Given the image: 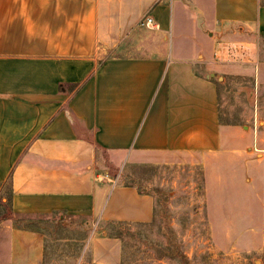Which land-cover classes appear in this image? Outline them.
<instances>
[{"label":"crops","instance_id":"crops-1","mask_svg":"<svg viewBox=\"0 0 264 264\" xmlns=\"http://www.w3.org/2000/svg\"><path fill=\"white\" fill-rule=\"evenodd\" d=\"M147 16L155 45L102 59L139 41ZM244 80L264 87V0H0V264L62 263L69 247L72 264H122L109 225L150 224L156 209L121 183L130 166L193 164L209 205L248 204L264 104L231 105ZM24 217L85 231L48 245Z\"/></svg>","mask_w":264,"mask_h":264},{"label":"rangeland","instance_id":"rangeland-1","mask_svg":"<svg viewBox=\"0 0 264 264\" xmlns=\"http://www.w3.org/2000/svg\"><path fill=\"white\" fill-rule=\"evenodd\" d=\"M141 28L139 41L128 40L110 49L102 47V59L142 53L159 41L154 31ZM233 90L236 93L230 95L232 106L237 100L247 105L251 100L264 104V87L257 94L251 81H239ZM233 113L248 115L250 106H238ZM258 123L256 121L254 126L260 128ZM261 171L262 182H255L248 204L245 200L241 203L244 205L233 207L208 204L203 175L193 164L128 167L121 183L132 184L141 192L153 195L156 209L155 219L150 224L109 225L110 234L121 239L122 264H264V164ZM16 220L21 227L40 231L59 241L67 238L72 232L70 229L85 231L84 225L74 221L61 223L44 217ZM46 241L53 245L50 238ZM59 251L63 252L56 254L57 257L68 253L66 260L50 264H72L70 247L58 248L56 253Z\"/></svg>","mask_w":264,"mask_h":264},{"label":"built area","instance_id":"built-area-1","mask_svg":"<svg viewBox=\"0 0 264 264\" xmlns=\"http://www.w3.org/2000/svg\"><path fill=\"white\" fill-rule=\"evenodd\" d=\"M140 25H141L142 27H144V28H147V29H154V28H157V24H156L154 18L151 17V16H147V17H145V18L141 21Z\"/></svg>","mask_w":264,"mask_h":264}]
</instances>
